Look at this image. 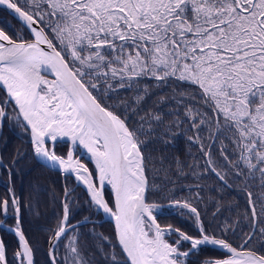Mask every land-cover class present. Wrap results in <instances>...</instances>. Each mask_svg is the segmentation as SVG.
Returning a JSON list of instances; mask_svg holds the SVG:
<instances>
[{
    "label": "snow or ice",
    "instance_id": "obj_1",
    "mask_svg": "<svg viewBox=\"0 0 264 264\" xmlns=\"http://www.w3.org/2000/svg\"><path fill=\"white\" fill-rule=\"evenodd\" d=\"M0 7L21 29L0 28V134L19 129L33 159L75 180L53 193L41 253L24 228L26 211L42 214L40 193L14 183L27 152L0 155V229L15 237L0 235V264H190L209 247L223 254L198 264H264V0ZM169 210L194 231L161 223ZM93 215L113 222L110 235Z\"/></svg>",
    "mask_w": 264,
    "mask_h": 264
},
{
    "label": "trees",
    "instance_id": "obj_2",
    "mask_svg": "<svg viewBox=\"0 0 264 264\" xmlns=\"http://www.w3.org/2000/svg\"><path fill=\"white\" fill-rule=\"evenodd\" d=\"M0 28H3L10 35L14 32L20 31V25L18 21L4 8L0 7ZM26 38H31L26 33ZM21 147L27 152V155L17 165L19 174L15 176L14 183L18 194L27 197L29 192L33 189L38 190L40 193V212L42 213L39 219L28 213H24V228L26 233L33 238V241L40 245L41 253L47 249V243L45 240L46 225L54 216V213L59 208V202L53 201V193L57 196L62 194L64 179L62 173L58 170H50L47 167L42 166L39 162L32 158V152L30 145L27 143V137L21 139L19 129H12L10 126H5L3 133L0 134V155L4 157L5 164L8 163V158L14 153L17 147ZM183 140L177 141V147L183 148ZM69 144L57 143L56 150L59 153L67 151ZM66 178V177H65ZM8 173L4 167H0V194L7 191ZM70 187L75 185V180L71 177L65 179ZM191 180L180 181L177 187V197L186 195L184 186L190 185ZM171 187V186H169ZM106 190H110L106 189ZM76 193L83 203L86 200L83 187H77ZM235 195V194H233ZM241 208L243 207V197H240ZM89 215L87 209H83L76 219L80 220L83 216ZM92 219L97 222V230L103 232L105 235H110L113 231V223L109 220L104 221L101 215H93ZM161 223H172L175 226L186 227L189 231H194L193 225L187 218H181L175 214L174 211L169 210L165 216L159 218ZM12 223L11 220L8 221ZM92 225H88L82 228V231H86L91 228ZM0 235L4 237L6 241L10 243L11 247L15 246V237L11 233H8L5 229H0ZM187 247V245L185 246ZM223 253L219 249H202L190 262V264H198L199 260L204 256L217 257ZM38 259L43 264L44 257L41 254Z\"/></svg>",
    "mask_w": 264,
    "mask_h": 264
},
{
    "label": "flooded vegetation",
    "instance_id": "obj_3",
    "mask_svg": "<svg viewBox=\"0 0 264 264\" xmlns=\"http://www.w3.org/2000/svg\"><path fill=\"white\" fill-rule=\"evenodd\" d=\"M58 143H61V142H58ZM79 153H77V155H78ZM84 162L85 163H88V165H89V167L90 168H93L94 166H92V164L86 159V158H84ZM62 173V172H61ZM62 177H63V173H62ZM69 177H71V176H69ZM71 178H73V177H71ZM64 179V184H65V177L63 178ZM74 179V178H73ZM104 220V219H103ZM104 221H106V220H104ZM179 227V226H178ZM181 228H183V229H186L187 231H189L186 227H181ZM208 249V248H207ZM217 250V249H216Z\"/></svg>",
    "mask_w": 264,
    "mask_h": 264
},
{
    "label": "water",
    "instance_id": "obj_4",
    "mask_svg": "<svg viewBox=\"0 0 264 264\" xmlns=\"http://www.w3.org/2000/svg\"><path fill=\"white\" fill-rule=\"evenodd\" d=\"M2 8V7H1ZM9 12V11H8ZM10 13V12H9ZM12 15V14H11ZM13 16V15H12ZM14 17V16H13ZM29 39H31V38H29ZM79 155V154H78ZM84 158H86L87 159V157H84ZM88 160V159H87ZM89 161V160H88ZM90 162V161H89ZM91 163V162H90ZM92 164V163H91ZM93 166H94V164H92ZM90 168V167H89ZM59 171V170H58ZM61 172V171H60ZM65 177V175L63 174V178ZM103 219L104 220H108L109 221V219L107 218V217H103ZM112 222V221H111ZM113 223V222H112ZM184 230H186V229H184ZM204 249H206V248H204ZM208 249H215V248H208Z\"/></svg>",
    "mask_w": 264,
    "mask_h": 264
}]
</instances>
